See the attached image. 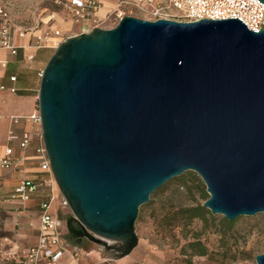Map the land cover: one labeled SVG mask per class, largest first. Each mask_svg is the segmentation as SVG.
Listing matches in <instances>:
<instances>
[{"label": "water", "instance_id": "water-1", "mask_svg": "<svg viewBox=\"0 0 264 264\" xmlns=\"http://www.w3.org/2000/svg\"><path fill=\"white\" fill-rule=\"evenodd\" d=\"M38 111L68 235L112 260L138 246L140 207L187 171L212 215L264 213V30L126 16L60 44Z\"/></svg>", "mask_w": 264, "mask_h": 264}, {"label": "rangeland", "instance_id": "rangeland-1", "mask_svg": "<svg viewBox=\"0 0 264 264\" xmlns=\"http://www.w3.org/2000/svg\"><path fill=\"white\" fill-rule=\"evenodd\" d=\"M65 1L0 0V3L7 7L17 28L30 30L45 27L53 14L61 13ZM117 2L107 0L104 4L111 8ZM68 25L62 24L63 27ZM108 27L114 28L112 23ZM40 51L39 56L42 57L33 64L29 79L37 109L40 74L54 53L51 50ZM54 191L58 196L54 211L62 221L66 242L70 247L78 245L84 250L78 257L91 264L103 263L104 257L96 249L97 244L87 239L76 241L69 237L66 222L72 217V212L65 204L57 184ZM48 193L49 189L45 196ZM207 199L206 185L193 171L169 180L155 191L149 202L140 207L135 224L139 244L134 251L142 256L141 261L151 264H192L198 260L204 264H256V256L264 254V213L228 221L222 215H212L203 207ZM188 209H193L197 217L188 219L184 213ZM34 220L35 217L30 214L24 228L16 208L0 203V262L8 256L21 255L23 249L32 244L36 234ZM204 249L207 254L199 255L198 251Z\"/></svg>", "mask_w": 264, "mask_h": 264}, {"label": "built area", "instance_id": "built-area-1", "mask_svg": "<svg viewBox=\"0 0 264 264\" xmlns=\"http://www.w3.org/2000/svg\"><path fill=\"white\" fill-rule=\"evenodd\" d=\"M106 1L66 0L61 13L53 14L45 27L42 29L34 27L30 30L17 28L7 7L0 3V50L8 51L12 56H16L22 48L55 51L68 38L91 33L95 28L109 29L111 28L108 27L110 23L115 27L126 16L149 21L168 19L180 22L234 19L241 21L249 31L259 33L264 30V4L259 0H118L116 6L112 7L106 16H97ZM62 24L69 25L63 27ZM26 39H29V43L22 44ZM32 61L34 58L29 57L28 62ZM10 81L15 83L17 76L11 77ZM0 90L17 92L16 87L1 86ZM15 120L18 121L19 117ZM26 120L37 125L38 133L36 135L26 131L19 136L10 132L9 141L18 142L22 154L16 155L13 148H6L4 156L0 157V177L4 171L21 175L12 197L20 202L29 201L32 195L45 188L49 189V196L39 205L40 226L37 243L25 254L8 256L3 262L5 264H40L42 259L57 262L68 252L78 256L79 249L70 247L64 239L62 221L54 211L58 200L54 191L56 182L51 173L50 161L42 140L41 118L38 109L26 117ZM36 136L39 140L36 153L40 160V168L47 173L48 178L31 180L25 175L27 160L25 152L35 141ZM192 264L204 263L198 260Z\"/></svg>", "mask_w": 264, "mask_h": 264}, {"label": "crops", "instance_id": "crops-1", "mask_svg": "<svg viewBox=\"0 0 264 264\" xmlns=\"http://www.w3.org/2000/svg\"><path fill=\"white\" fill-rule=\"evenodd\" d=\"M112 8V7H111ZM104 4L102 9L97 13V16L104 17L111 9ZM18 41V40H17ZM29 39H26L22 44H28ZM49 52V50H44ZM42 51H36L33 48H22L19 50L16 56L10 55L8 51L0 50V87L5 86L7 88L16 87L17 92L11 93L7 90H0V157H3L5 150L8 147L14 149L16 155H21L22 151L19 149L18 142L9 141L8 136L10 132L19 136L24 132L30 131L37 135L39 128L31 122L26 120V117L30 116L37 110L36 98L31 92L34 90L30 84V74L33 68V64L36 60L42 56L39 53ZM29 57H33L34 61L28 62ZM27 73V74H26ZM17 76L15 83L10 81V78ZM19 117L16 121L15 118ZM39 146V140L36 136L35 141L30 145L29 149L25 152L27 160L25 163V175L31 180H40L48 178L47 173L43 172L40 168V160L37 156L36 149ZM21 179V175L18 173H12L4 171L0 177V203L11 204V208H16L19 213L22 227H26L28 223V217L32 214L35 217L33 222V229L35 235L32 240V244L25 247L21 255L25 254L30 247L35 245L39 236V205L43 199L49 196V193L45 196V192L48 188L43 189L41 192L32 195L31 199L25 203L20 202L17 199H13L15 189L18 186ZM3 199V200H2ZM78 248L79 253H83L84 250L79 248L78 245H73L72 248ZM100 254L104 257L103 263L112 261L108 258L109 255L104 252V248L97 245L96 248ZM79 255V254H78ZM82 256V255H81ZM77 257V258H76ZM142 256L133 251L129 256L114 260L109 264H151L150 262L141 261ZM0 264H5L3 261ZM40 264H91L82 257L73 255L71 253H65L62 258L57 262H52L48 259H42Z\"/></svg>", "mask_w": 264, "mask_h": 264}, {"label": "trees", "instance_id": "trees-1", "mask_svg": "<svg viewBox=\"0 0 264 264\" xmlns=\"http://www.w3.org/2000/svg\"><path fill=\"white\" fill-rule=\"evenodd\" d=\"M193 212H194L193 209H188L184 213L186 214L188 219H192L197 217V215H194ZM198 254L201 256H205L207 254V251L204 249L203 251H198Z\"/></svg>", "mask_w": 264, "mask_h": 264}, {"label": "flooded vegetation", "instance_id": "flooded-vegetation-1", "mask_svg": "<svg viewBox=\"0 0 264 264\" xmlns=\"http://www.w3.org/2000/svg\"><path fill=\"white\" fill-rule=\"evenodd\" d=\"M83 239H77L76 241H82Z\"/></svg>", "mask_w": 264, "mask_h": 264}, {"label": "bare ground", "instance_id": "bare-ground-1", "mask_svg": "<svg viewBox=\"0 0 264 264\" xmlns=\"http://www.w3.org/2000/svg\"><path fill=\"white\" fill-rule=\"evenodd\" d=\"M95 244V243H94Z\"/></svg>", "mask_w": 264, "mask_h": 264}]
</instances>
